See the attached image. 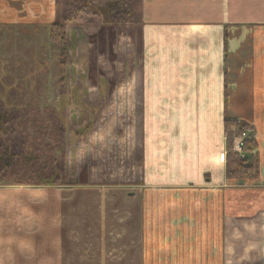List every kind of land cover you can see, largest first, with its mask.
<instances>
[{
	"label": "crops",
	"instance_id": "0c3cea01",
	"mask_svg": "<svg viewBox=\"0 0 264 264\" xmlns=\"http://www.w3.org/2000/svg\"><path fill=\"white\" fill-rule=\"evenodd\" d=\"M132 28L140 173L123 207L115 202L124 212L118 262L264 264V0H141ZM226 120L252 132L255 177L227 178ZM57 190L0 186V264L36 253L20 243L35 232L26 209ZM64 244L46 264H67Z\"/></svg>",
	"mask_w": 264,
	"mask_h": 264
},
{
	"label": "rangeland",
	"instance_id": "374dc122",
	"mask_svg": "<svg viewBox=\"0 0 264 264\" xmlns=\"http://www.w3.org/2000/svg\"><path fill=\"white\" fill-rule=\"evenodd\" d=\"M54 9L55 0H0V93L13 92L10 107L21 113L51 108L64 131V183L25 185L58 190L26 209L35 232L20 243L36 253L22 252L19 264H46L62 253L49 249L62 243L70 246L67 264H124L118 262L124 212L115 202L123 207L126 188L140 173V109L128 89L139 83V33L132 26H69L60 65L48 39ZM235 122L233 134L244 124ZM243 132L253 140L247 126ZM254 160L255 154L248 162Z\"/></svg>",
	"mask_w": 264,
	"mask_h": 264
},
{
	"label": "trees",
	"instance_id": "16d2710c",
	"mask_svg": "<svg viewBox=\"0 0 264 264\" xmlns=\"http://www.w3.org/2000/svg\"><path fill=\"white\" fill-rule=\"evenodd\" d=\"M54 13L48 39L57 46L61 65L69 26H137L141 23V0H55ZM11 95L15 94L0 93V185L63 184L61 123L48 107H31L22 113L11 108ZM235 123L225 121L226 176L229 179L255 177L257 167L248 162L255 154L254 141H244V157L232 151L234 137L246 128L239 124L233 134L230 128Z\"/></svg>",
	"mask_w": 264,
	"mask_h": 264
},
{
	"label": "built area",
	"instance_id": "2783aa9c",
	"mask_svg": "<svg viewBox=\"0 0 264 264\" xmlns=\"http://www.w3.org/2000/svg\"><path fill=\"white\" fill-rule=\"evenodd\" d=\"M246 133L247 132H242L233 139L232 151L239 154L241 157H244V155H242V150L244 148V141L247 139Z\"/></svg>",
	"mask_w": 264,
	"mask_h": 264
}]
</instances>
